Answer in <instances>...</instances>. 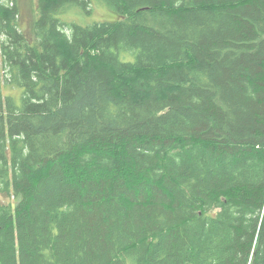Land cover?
<instances>
[{"label": "trees", "instance_id": "trees-1", "mask_svg": "<svg viewBox=\"0 0 264 264\" xmlns=\"http://www.w3.org/2000/svg\"><path fill=\"white\" fill-rule=\"evenodd\" d=\"M32 1L0 0V264H264V0Z\"/></svg>", "mask_w": 264, "mask_h": 264}, {"label": "rangeland", "instance_id": "rangeland-1", "mask_svg": "<svg viewBox=\"0 0 264 264\" xmlns=\"http://www.w3.org/2000/svg\"><path fill=\"white\" fill-rule=\"evenodd\" d=\"M106 16H108L109 19H113V15L110 12H107ZM103 17V13L101 12V9L97 10V12L94 14V16L88 21H86L87 24H93L98 19ZM34 18V2L32 0H22V25L27 29L32 24ZM101 21V20H100Z\"/></svg>", "mask_w": 264, "mask_h": 264}]
</instances>
